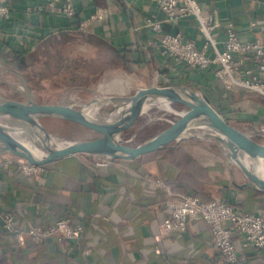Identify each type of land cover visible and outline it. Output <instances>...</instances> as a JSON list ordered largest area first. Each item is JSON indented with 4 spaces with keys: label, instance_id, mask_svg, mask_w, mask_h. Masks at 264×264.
<instances>
[{
    "label": "crops",
    "instance_id": "1",
    "mask_svg": "<svg viewBox=\"0 0 264 264\" xmlns=\"http://www.w3.org/2000/svg\"><path fill=\"white\" fill-rule=\"evenodd\" d=\"M94 1L73 0V18L43 13L31 17L36 21L32 23L29 14H24V29L37 40L68 30L109 41L125 57L129 70L106 71V78L116 72L126 75V80L117 81L108 91L187 81L205 88L211 103L229 122H250L248 130L264 126L262 94L228 90L217 79L200 81L193 70L162 55L161 43L167 32H180L198 46L205 43L194 16L168 21L157 0ZM198 2L214 15L212 34L216 38L222 39L232 27L241 39L264 44V0ZM100 8L107 9L108 15L92 21L87 31L79 30L80 22ZM149 17L162 21V33L145 27ZM214 145L216 150L208 144L183 141L160 149L164 151L157 156L112 160L108 165L97 164L96 155L77 154L48 164L47 172L39 177L22 174L14 164L6 165L12 155L0 156V264H223L208 223L193 221L186 231L165 232L171 216L168 194L153 183L160 178L174 194L204 201L221 199L264 217V192L245 186L249 179L241 168ZM7 212L16 216L23 229L69 217L84 230L76 241L54 237L18 243L3 229L2 214ZM236 244L244 256L240 264H264V250L244 246L241 238Z\"/></svg>",
    "mask_w": 264,
    "mask_h": 264
},
{
    "label": "built area",
    "instance_id": "2",
    "mask_svg": "<svg viewBox=\"0 0 264 264\" xmlns=\"http://www.w3.org/2000/svg\"><path fill=\"white\" fill-rule=\"evenodd\" d=\"M157 1L159 8L166 13L168 21L183 16H194L206 38L205 43L198 46L194 40L186 39L180 32L164 33L161 43L163 56L193 70L200 81L208 83L212 79H217L228 90L247 89L264 96L262 42L243 40L232 27L227 28L222 39L216 38L212 34L214 15L203 10L198 0ZM43 13L63 14L73 18L76 9L73 0H0V39L20 51L27 45L29 50H33L38 40L25 31L26 22L23 17L24 14H29L30 20L35 23L31 17L37 18ZM107 15L108 10L100 8L82 20L78 28L87 31L92 21L103 20ZM145 27L162 33V21L158 19L147 18ZM27 37L32 41L28 42ZM253 134L264 138V126L257 127ZM96 156L99 158L97 162L99 165H108L112 161L103 156ZM9 164H14L22 174L32 177L42 176L48 169L47 165L30 164L16 156L8 159L6 165ZM153 183L168 194L166 204L171 210V216L166 220L165 232L186 231L188 224L193 221L208 223L223 264H240L244 259L237 247V238L243 240L244 246L264 250L263 216L236 208L221 199L204 201L196 196L174 194L160 178L153 179ZM2 222L3 229L18 243H23L27 238L42 242L54 237L76 241L84 230L81 223L69 217L60 218L49 225L35 224L23 229L18 224L16 216L7 212L2 214Z\"/></svg>",
    "mask_w": 264,
    "mask_h": 264
},
{
    "label": "water",
    "instance_id": "3",
    "mask_svg": "<svg viewBox=\"0 0 264 264\" xmlns=\"http://www.w3.org/2000/svg\"><path fill=\"white\" fill-rule=\"evenodd\" d=\"M16 73L27 87V100L0 96V156H16L35 165H48L77 154L134 160L183 141L207 139L226 153L230 163L241 168L249 179L245 186L264 192V143L254 140L252 132L231 124L207 95L187 85L152 84L129 96L96 95L87 103L50 104L38 102L26 78ZM108 104L112 108L99 114V109ZM175 104L183 105L185 110L177 113L180 118L167 128L135 147L122 139L143 114L156 107L171 111ZM45 117L80 124L98 135L77 140L53 135L41 122Z\"/></svg>",
    "mask_w": 264,
    "mask_h": 264
},
{
    "label": "rangeland",
    "instance_id": "4",
    "mask_svg": "<svg viewBox=\"0 0 264 264\" xmlns=\"http://www.w3.org/2000/svg\"><path fill=\"white\" fill-rule=\"evenodd\" d=\"M83 47L84 46L82 45L69 46L65 48L66 55L73 57L76 56L79 52L93 54V52L85 50ZM16 71H18L25 77L24 73L26 72L19 66L7 64L4 59L0 58V96L17 100H27V95L25 94L27 93V90L22 91L20 89V86L25 84L21 76L16 73ZM116 73H114V75H109V77L107 78V74L105 73L96 83L79 86L77 84L78 81L85 78L87 74L79 70L73 71L72 67H67L59 74L51 78L44 79L42 81L43 88L37 87L35 85V89L32 88L33 95L34 98L41 103L67 104L73 101L87 103L96 98V95L101 98L111 95L129 96L134 94L138 90L137 87L133 86L130 87V89H126L125 91L119 89H116V91L114 92L108 91L112 88L113 84H116L117 81L122 80V78L126 76L124 74H119V72ZM124 80L126 79L124 78ZM176 85H187L190 88L199 91L203 95H207L209 93H206L207 90H204L205 88H200L199 86L194 87L191 84H185L184 82ZM243 90L246 91L247 89H239L237 91ZM213 101L216 103H223L215 99ZM112 106V104H108L101 107L99 109V114H104L110 108H112ZM184 110L185 107L181 104L173 105L171 111L156 107L139 117L123 135L122 139L127 142V145L135 147L144 142L146 139L152 137L156 133L167 128L170 125L171 121L179 119L180 115L177 113H180ZM151 119L153 120L150 121ZM41 122L51 134L58 135L68 140L87 139L98 135V133L94 130L60 118L45 117L41 119ZM230 123L243 131H247L252 125L250 122H241L234 119H232ZM253 130H248V132L250 131L253 133ZM253 139L258 142L264 143V138L262 136L253 134ZM187 141H195L201 144H208L214 150H216V145H214L215 143H210L213 142L212 140L209 141L207 139H192Z\"/></svg>",
    "mask_w": 264,
    "mask_h": 264
},
{
    "label": "trees",
    "instance_id": "5",
    "mask_svg": "<svg viewBox=\"0 0 264 264\" xmlns=\"http://www.w3.org/2000/svg\"><path fill=\"white\" fill-rule=\"evenodd\" d=\"M72 45H86L93 54L79 52L76 56L70 57L66 55L65 48ZM0 58L7 64L19 66L24 70L25 78L33 89L35 85L43 88L44 79L59 74L67 67L89 75L78 81L79 86L96 83L106 71L113 68L129 70L125 57L109 41L92 34L68 30L57 31L39 39L33 50H29L27 45L23 51H20L0 39ZM184 83L198 86L189 82ZM163 151L143 155L138 160L157 156Z\"/></svg>",
    "mask_w": 264,
    "mask_h": 264
},
{
    "label": "bare ground",
    "instance_id": "6",
    "mask_svg": "<svg viewBox=\"0 0 264 264\" xmlns=\"http://www.w3.org/2000/svg\"><path fill=\"white\" fill-rule=\"evenodd\" d=\"M20 89H21L22 91H26V90H27V87H26V85H22V86H20Z\"/></svg>",
    "mask_w": 264,
    "mask_h": 264
}]
</instances>
